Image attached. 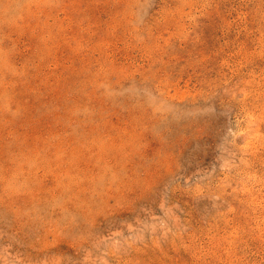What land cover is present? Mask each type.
Segmentation results:
<instances>
[{
    "label": "rangeland",
    "instance_id": "374dc122",
    "mask_svg": "<svg viewBox=\"0 0 264 264\" xmlns=\"http://www.w3.org/2000/svg\"><path fill=\"white\" fill-rule=\"evenodd\" d=\"M0 264H264V0H0Z\"/></svg>",
    "mask_w": 264,
    "mask_h": 264
}]
</instances>
